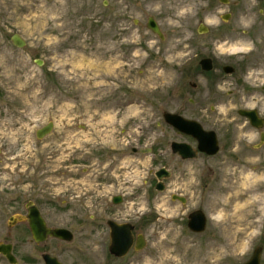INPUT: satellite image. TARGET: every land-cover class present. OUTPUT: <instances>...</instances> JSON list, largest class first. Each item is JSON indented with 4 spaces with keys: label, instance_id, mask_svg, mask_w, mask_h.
<instances>
[{
    "label": "rangeland",
    "instance_id": "obj_1",
    "mask_svg": "<svg viewBox=\"0 0 264 264\" xmlns=\"http://www.w3.org/2000/svg\"><path fill=\"white\" fill-rule=\"evenodd\" d=\"M263 8L258 0H0V243H12L18 256L40 249L27 226L14 222L28 202L48 226L72 231L70 241L41 244L57 252L69 245V262L81 261L85 249L105 253L109 218L139 223L151 214L148 228L162 235L174 229L175 237L182 208L170 196L182 192L181 163L169 145L183 138L163 113L207 129L236 115L234 108L211 109L209 92L193 86L199 77L189 71L201 56L214 57L216 71L241 65L264 37ZM150 16L162 36L147 26ZM15 33L24 46L12 43ZM48 122L51 132L38 138ZM209 163L187 166L186 186L196 194ZM162 166L172 176L156 191L154 172ZM234 171L232 192L222 184L204 188L201 198L192 193L188 207L218 215L210 219L217 230L210 248L190 246L187 238L176 244L194 259L199 254L195 264H238L264 246V165L262 173ZM262 257L264 264V251Z\"/></svg>",
    "mask_w": 264,
    "mask_h": 264
},
{
    "label": "flooded vegetation",
    "instance_id": "obj_2",
    "mask_svg": "<svg viewBox=\"0 0 264 264\" xmlns=\"http://www.w3.org/2000/svg\"><path fill=\"white\" fill-rule=\"evenodd\" d=\"M258 1L264 2V0ZM228 14L231 15L230 13ZM261 14L264 15V8L261 9ZM245 53L241 65L224 64L219 71H216L214 57L201 56L200 58H211L213 68L209 71H203L200 68V71L197 73V77H199L198 81L194 83L193 86L199 88V90H201L202 86H205V90L209 92L210 99H212L211 109L221 107L234 108L236 115L229 116L227 118L228 122L224 127L217 126L209 129L205 128L197 120L204 130L214 132L217 144V149L214 153L200 150L196 138L178 131L183 138L178 141L189 144L194 151V155L191 157H182L179 154L173 153L181 163V167H179V178L182 191L179 194H171L170 196L171 200L179 201L182 208L177 218L180 229L177 230L178 234L175 237L173 235L174 229H171L173 230L172 234L162 235L157 233H163L164 230L148 228L147 225L154 223L156 219V217L151 214H145L139 223L118 222L109 218L106 219V225L108 226V245L106 246L105 253L102 256L95 257L91 256L89 249H85L81 251V261L76 260L69 262V253L73 252L70 250L69 245L61 246L58 252L52 251L44 245H41L44 244L48 238H54L60 241L67 240L52 236H47L41 241H35L33 239L28 224V208L32 205H35L37 208L38 206L32 202H28L25 213H17L16 220L14 219L15 216H11L10 219L27 226L32 240L40 249L37 251H30L24 256H18L16 254V246L10 242H1L0 247L9 246L10 252L15 259L11 262L5 254L0 252V264H46L44 259L45 255L55 259L60 264H171L169 262L171 260L177 261L176 263L178 264H195V259L199 257V254L197 253V257L194 259L193 256L189 254L188 250H183L180 245L177 246L176 244L187 238L189 239L188 244L190 246L200 247L203 244V246L210 248L211 243L215 244V242H217V230L209 228L211 226L210 219L216 218L218 215L214 216L210 212V209L203 206L188 207L191 202L192 193L201 198L204 188L206 189L210 186L209 192H211V189H216L218 185L222 184H226V187H229L231 191V187L236 182V180L233 179L236 172L234 169L243 171L244 168H252L262 173L264 165V37L258 38L257 45L252 42V46ZM225 66H229L230 68L225 70ZM203 72H210V74L205 75ZM201 81H203V84ZM226 83L231 85L230 88L222 87ZM245 112H250V116L246 115ZM250 161L253 163L257 162V165L253 164V166L250 167ZM208 162H210L209 165H207L209 172L203 175L199 173V180L196 184V188H199L200 192L196 194L195 190L193 191V189L186 186L187 166L192 168L195 165L197 169L200 170L201 166H206ZM167 170L169 174L163 179V189L160 191L166 190V186L171 180L172 172L168 168ZM226 174H228V176ZM156 180L154 186L155 190L158 179L156 178ZM173 196H177L178 198L174 199ZM113 198L114 196L112 197L113 204H118L122 200L120 196V201L115 203ZM39 212L43 217L40 209ZM200 215L204 219V227L203 229H195L193 226L198 224V221L195 222V220L201 218ZM108 220H114L118 223H128L132 226L130 231L132 243L124 254L118 255L109 251L110 228L107 223ZM46 226H48L47 222ZM155 231L156 233H154ZM159 240H163L164 244H153L154 241ZM257 248L259 249V264H263L262 253L264 251V246L262 242L254 246L250 256L245 261L252 256ZM245 261L238 264L244 263ZM208 262L216 264L212 263V260Z\"/></svg>",
    "mask_w": 264,
    "mask_h": 264
},
{
    "label": "water",
    "instance_id": "obj_3",
    "mask_svg": "<svg viewBox=\"0 0 264 264\" xmlns=\"http://www.w3.org/2000/svg\"><path fill=\"white\" fill-rule=\"evenodd\" d=\"M222 3H227V0H220ZM230 15L225 13L222 15L223 20H228ZM147 26L159 36H162L160 28L156 22V20L150 16L147 19ZM200 32H206L207 27L200 26ZM11 41L14 45L18 47H22L25 44V40L15 33L11 36ZM43 62L41 60H36V64L41 65ZM199 66L203 71H209L213 68L212 60L209 57H203L199 60ZM225 70L229 69V66L224 67ZM246 115L250 116V112H245ZM164 121L176 129L179 132L186 133L188 135L193 136L198 140V148L202 151H207L209 153H214L217 149L215 134L213 131L204 130L201 124L191 118H187L175 112H164L163 113ZM53 128V123L48 122L39 128L36 131V136L41 138L46 134L50 133ZM170 150L174 154H179L182 157H191L194 155V151L192 150L191 146L184 142H179L173 140L170 142ZM139 149L137 147H133L132 151L137 152ZM141 152H149V148L140 149ZM169 174V171L165 167L158 168L154 175L158 179L156 190L160 191L163 189V179L166 178ZM174 199L178 198L177 196H173ZM115 203L120 201V195H116L113 198ZM201 216V215H200ZM28 224L29 228L32 233V237L35 241H41L47 236L56 237L63 240H71L73 238V233L64 227H48L46 226V221L41 216L39 209L32 205L28 208ZM194 220V219H193ZM198 221L196 226H193L195 229H203L204 219L198 218L195 222ZM109 228H110V235H109V251L113 254H124L132 243V235H131V228L132 226L128 223H118L114 220L107 221ZM0 252L6 255V257L13 262L14 256L11 254L9 246L7 247H0ZM46 264H60L55 259L50 258L48 255L44 256ZM241 264H259V249L257 248L252 256Z\"/></svg>",
    "mask_w": 264,
    "mask_h": 264
},
{
    "label": "trees",
    "instance_id": "obj_4",
    "mask_svg": "<svg viewBox=\"0 0 264 264\" xmlns=\"http://www.w3.org/2000/svg\"><path fill=\"white\" fill-rule=\"evenodd\" d=\"M196 72V73H198L199 71H200V66H199V64H196V65H194L193 66V68H191V70L189 71V72ZM205 75H208V74H210V72H203Z\"/></svg>",
    "mask_w": 264,
    "mask_h": 264
}]
</instances>
